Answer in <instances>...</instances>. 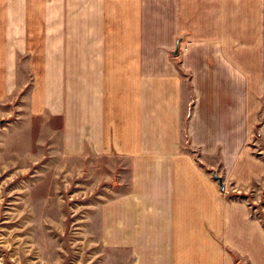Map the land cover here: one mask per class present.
Listing matches in <instances>:
<instances>
[{
	"label": "crops",
	"instance_id": "obj_1",
	"mask_svg": "<svg viewBox=\"0 0 264 264\" xmlns=\"http://www.w3.org/2000/svg\"><path fill=\"white\" fill-rule=\"evenodd\" d=\"M17 112L82 165L129 167L106 223L141 262L261 254L264 0H0V118Z\"/></svg>",
	"mask_w": 264,
	"mask_h": 264
},
{
	"label": "rangeland",
	"instance_id": "obj_2",
	"mask_svg": "<svg viewBox=\"0 0 264 264\" xmlns=\"http://www.w3.org/2000/svg\"><path fill=\"white\" fill-rule=\"evenodd\" d=\"M28 118H0V264H162V256L141 262L135 241L113 238L117 225L107 229L110 189L122 185L129 167L118 166L112 177L102 162L82 165L58 137L43 133L41 116ZM258 186L248 194L262 227L258 259L228 247L226 257H195V264H264V178Z\"/></svg>",
	"mask_w": 264,
	"mask_h": 264
}]
</instances>
